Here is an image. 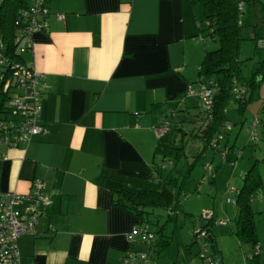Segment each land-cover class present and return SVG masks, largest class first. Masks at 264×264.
Returning a JSON list of instances; mask_svg holds the SVG:
<instances>
[{
  "label": "crops",
  "instance_id": "1",
  "mask_svg": "<svg viewBox=\"0 0 264 264\" xmlns=\"http://www.w3.org/2000/svg\"><path fill=\"white\" fill-rule=\"evenodd\" d=\"M46 3V28L25 39L24 53L43 74L45 131L1 147L0 196L46 183L36 233L18 241L22 264H121L139 220L113 204L112 191L136 190L168 170L156 162L167 133L172 138L173 122H191L199 103L187 91L207 51L202 10L192 0ZM253 210L257 226L264 209Z\"/></svg>",
  "mask_w": 264,
  "mask_h": 264
},
{
  "label": "trees",
  "instance_id": "2",
  "mask_svg": "<svg viewBox=\"0 0 264 264\" xmlns=\"http://www.w3.org/2000/svg\"><path fill=\"white\" fill-rule=\"evenodd\" d=\"M239 2H243L244 7L256 8L259 13V22L253 25L252 37L258 41L264 36V0H192V3L198 4L202 10L203 18L207 25L206 29L209 30L208 36L211 38L216 36L219 43L216 49L205 51L199 68L200 78L198 82H208L210 80L215 87L211 118L203 116L199 105H197L193 108L194 112L190 115L191 131H184L176 122H173V128L181 132V145L177 149L176 157L170 160L173 164L172 168L162 177L159 175L151 177V179H159L162 182L160 189L140 187L132 190L122 186L112 191L113 204L136 217L139 223L148 224L155 236L152 243H142L130 247L129 253L135 258L133 264H141L137 262L139 260L138 253L141 251H145L154 263L162 256L163 251L171 243L173 235L177 231V213L180 211L183 185H185L191 169L197 162L207 152L217 151L216 146H213L212 142L218 134L222 133L224 122L229 121L227 117L228 104L233 100L237 104L238 113H243L248 106L254 89L259 84L258 81L264 78V60L256 64L250 78L244 82L241 83L234 75L239 62L237 57L240 43L243 40V26L240 22L242 11L238 9ZM28 4L29 0H0V116L10 113L8 101L11 94L16 91L14 84H10V87L4 90V80L11 77L14 65L19 64L29 67L24 56L25 52H20L22 40L17 42L20 37L18 29L22 25L19 16L24 9L28 8ZM202 30L204 31V29ZM235 79L246 87V91H251L249 96L245 94L241 98H233L232 88ZM182 121V119H179L177 123H182ZM187 134L190 138H197L201 146L196 155H194V159L191 162L186 161V169L180 170L176 167L181 158L187 159L184 136ZM227 137L228 133H224V139L218 143L221 147H226L230 150L234 145L227 146ZM212 182H214V179ZM235 188V206L237 211L230 230L236 236L240 245H248L252 248L251 252L245 254V264H264V244H262L258 236L255 211L252 207L255 195L264 196V181H262L260 172L255 165L245 173L241 184L235 186ZM154 211H165L167 213L163 223L160 224L158 219L155 221L150 219L149 216ZM202 220L206 221V227L211 228L217 219L211 214L206 217L202 216L198 220L197 228L200 227L199 223ZM153 225L157 228L154 229ZM211 235L214 239L216 252L220 254L212 230ZM197 239L198 233L194 231L191 243L182 246L178 257L188 261L194 256H198L204 260L205 264H209L201 256L202 243L198 245L197 251H193V248L198 243ZM208 256L215 264L210 249ZM126 257L127 254L122 256L121 264H125L124 260ZM176 263L177 261L175 260Z\"/></svg>",
  "mask_w": 264,
  "mask_h": 264
},
{
  "label": "rangeland",
  "instance_id": "3",
  "mask_svg": "<svg viewBox=\"0 0 264 264\" xmlns=\"http://www.w3.org/2000/svg\"><path fill=\"white\" fill-rule=\"evenodd\" d=\"M197 8L200 7L197 6ZM199 11L201 12L200 9ZM199 16L203 17L202 13ZM259 18L256 8L251 9L246 6L240 15L243 40L240 43L237 57L239 62L234 75L241 83L249 79L256 64L264 60V48L259 47L258 41L252 38L253 25L259 22ZM202 20L206 48L209 51L214 50L219 46L218 40L216 36L214 38L208 36L209 30L206 29V21L204 18ZM258 82L259 84L254 89L243 113H238L237 104L233 100L228 104L227 117L231 128L227 131L226 143L228 147L234 145L232 150L227 149L224 154L220 151H209L191 169L181 192L180 211L177 213L176 222L177 231L155 264H175V260L176 264H205L204 260L198 256L185 261L179 258L178 254L183 245L191 243L193 232L198 227L199 218L209 214L217 219L211 228L216 245L222 251V264H245L244 258L248 245H240L230 230V226H233L234 211L237 209L235 205L227 202V198L235 199L234 195L228 193V190L239 186L245 173L254 165L264 181V78ZM250 93V90L246 91L247 96ZM255 118L258 119V123L256 138L253 141L251 140V123ZM182 128L184 131H191V123H185ZM181 136L180 132L174 128L172 129V138H170V133H167L168 144L156 158L159 165L163 164L168 167V170L166 167L161 168L163 175L173 166L170 160L176 157L177 149L181 145ZM184 136L187 159L181 158L176 167L180 170L186 169V161L191 162L201 146L197 138H190L188 134ZM213 179L214 182H212ZM140 187L137 186V189ZM161 187L162 182L158 180L145 182L142 186L145 189H160ZM258 198L259 196L255 195L253 208L255 210L264 209V203L259 202ZM149 217L154 221L158 219L161 224L166 219L167 213L154 211ZM218 220H231V223L221 226L217 223ZM256 220L259 237L264 239V212L256 214ZM152 227L157 228L155 225ZM197 242L193 248L194 252L202 243L201 235L198 236Z\"/></svg>",
  "mask_w": 264,
  "mask_h": 264
},
{
  "label": "built area",
  "instance_id": "4",
  "mask_svg": "<svg viewBox=\"0 0 264 264\" xmlns=\"http://www.w3.org/2000/svg\"><path fill=\"white\" fill-rule=\"evenodd\" d=\"M238 9L243 12V2L238 3ZM48 14L49 8L46 0H29L28 8L24 9L19 16L20 23L22 22L18 29L20 37L17 39V42L22 40L20 52L28 51L31 48V42L25 40L31 33L46 28V17ZM56 17L62 19L63 15L57 14ZM258 46L264 48V36L258 40ZM42 81V73L31 66L26 67L19 64L14 65L12 68L11 77L4 80V90H7L10 84H14L16 91L11 94L8 101L10 113L0 116V149L2 146L16 147L19 144L27 143L35 135L45 131L39 119ZM232 93L233 98H241L246 94V87L235 79ZM214 94L215 87L210 80L208 82H197L189 87L187 91V95L198 99L201 113L209 119L211 118ZM257 123V118L251 123V140L253 141L256 138ZM168 128H170L169 123L163 129L167 130ZM230 128L229 121L224 122L222 133L218 134L212 142V145L216 146L217 151L222 154L227 148L221 147L218 142L224 139V133H227ZM31 187L32 190L29 194H18L9 191L2 193L0 196V264H22L18 241L24 235L36 233L38 218L48 202V195L46 183L43 180L35 179ZM228 193L234 195L235 198L236 188H230ZM227 202L235 205V199L227 198ZM217 223L221 226H226L230 223V220H218ZM196 232L202 238L201 256L209 264H213L208 256L209 242L206 239L207 233L205 229L199 227ZM126 235L130 245L125 253L127 257L124 263L133 264L135 258L129 253L130 247L142 243H152L155 236L150 226L142 223L132 226ZM138 258L137 262L141 264H155L145 251L139 252Z\"/></svg>",
  "mask_w": 264,
  "mask_h": 264
},
{
  "label": "water",
  "instance_id": "5",
  "mask_svg": "<svg viewBox=\"0 0 264 264\" xmlns=\"http://www.w3.org/2000/svg\"><path fill=\"white\" fill-rule=\"evenodd\" d=\"M199 226L201 228H205V231L207 233V240L209 242V249L211 251V253L213 254V261L215 264H222V260H221V255L220 254H217V250H216V247H215V243H214V239L211 235V228L210 227H206V221L205 220H202L200 223H199Z\"/></svg>",
  "mask_w": 264,
  "mask_h": 264
}]
</instances>
